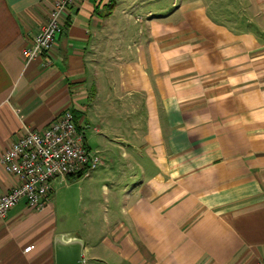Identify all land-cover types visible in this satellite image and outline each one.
<instances>
[{
    "label": "crops",
    "instance_id": "crops-1",
    "mask_svg": "<svg viewBox=\"0 0 264 264\" xmlns=\"http://www.w3.org/2000/svg\"><path fill=\"white\" fill-rule=\"evenodd\" d=\"M54 2L0 0V157L70 110L85 148L93 126L126 171L99 199L90 181L72 223L54 191L39 212L21 201L0 264H56L58 235L81 240L82 264L264 262V0H78L52 65H25ZM16 184L0 165V197Z\"/></svg>",
    "mask_w": 264,
    "mask_h": 264
},
{
    "label": "built area",
    "instance_id": "built-area-1",
    "mask_svg": "<svg viewBox=\"0 0 264 264\" xmlns=\"http://www.w3.org/2000/svg\"><path fill=\"white\" fill-rule=\"evenodd\" d=\"M77 1L55 0L45 24L31 45L22 51L25 65L39 60L45 68L52 65V54L63 30L64 17ZM100 162L85 148L83 136L70 110L61 112L42 131L23 126L22 135L0 157L3 170L17 178V184L10 192L0 197V221L21 201L35 212L43 210L53 192L55 179L64 181L70 176L87 175ZM30 249L28 247L24 252Z\"/></svg>",
    "mask_w": 264,
    "mask_h": 264
},
{
    "label": "rangeland",
    "instance_id": "rangeland-1",
    "mask_svg": "<svg viewBox=\"0 0 264 264\" xmlns=\"http://www.w3.org/2000/svg\"><path fill=\"white\" fill-rule=\"evenodd\" d=\"M175 1L177 2L178 0ZM226 1H228V3L230 2L231 4L234 0H226ZM172 2L173 0H163V4L164 3L168 4ZM122 18L123 17L121 16V14L117 13L113 19L116 23L122 24L123 22ZM94 125L99 126V124L97 123H94ZM92 127L93 126L90 127V130L86 131V139L88 141V145L92 153L96 154L99 159H103V154L101 152H97V146H95V142L91 137ZM121 154L122 152H120V154L118 153L110 154L113 165H110L109 156H105L107 157V159H103L105 164L104 169H99L100 168L99 166L94 171L88 173L87 176L85 177L83 176L80 179H78L77 176H75L73 179H69L64 183L55 184L53 188L54 192L52 194H54L53 196H55L56 198V212L58 216L66 215L67 217H70L71 223L80 216V212L83 210V207H82V202L81 203L79 202L80 199L79 196L82 195L83 197L85 195L86 185L89 184L90 181H91L90 188L92 189V193L94 194V196H96V198L99 199V197H101V193H100L101 184H99L100 182L99 180L104 177L107 178L108 175L111 176L115 173L118 174V172H120V174H123L126 171L125 168L121 167L122 165H119L117 162V159H120ZM117 168H122V169L117 170ZM100 170L103 171L99 173ZM68 178H66L65 180H67Z\"/></svg>",
    "mask_w": 264,
    "mask_h": 264
},
{
    "label": "water",
    "instance_id": "water-1",
    "mask_svg": "<svg viewBox=\"0 0 264 264\" xmlns=\"http://www.w3.org/2000/svg\"><path fill=\"white\" fill-rule=\"evenodd\" d=\"M82 242L76 236L55 237L56 264H82Z\"/></svg>",
    "mask_w": 264,
    "mask_h": 264
},
{
    "label": "trees",
    "instance_id": "trees-1",
    "mask_svg": "<svg viewBox=\"0 0 264 264\" xmlns=\"http://www.w3.org/2000/svg\"><path fill=\"white\" fill-rule=\"evenodd\" d=\"M73 113V116H74V119H75V122L77 123V120H78V115L77 114H75L74 112H72ZM81 177H83L82 175H79V176H77V178L78 179H80ZM74 177H69V179H73Z\"/></svg>",
    "mask_w": 264,
    "mask_h": 264
}]
</instances>
